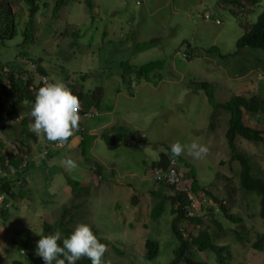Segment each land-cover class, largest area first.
I'll use <instances>...</instances> for the list:
<instances>
[{"label": "rangeland", "instance_id": "1", "mask_svg": "<svg viewBox=\"0 0 264 264\" xmlns=\"http://www.w3.org/2000/svg\"><path fill=\"white\" fill-rule=\"evenodd\" d=\"M20 2L16 0L11 7L17 35L0 47V67L14 66L15 69L10 68L15 75L26 69L36 72L32 71L37 70L34 61L40 58L42 67L51 76L47 77L49 81L63 80L73 92L81 90L84 95L88 93L82 88L95 90L100 87L102 98L99 112L79 122L83 131L78 132V127L65 148L50 149L54 156L40 166V161L44 160L41 157L43 151L51 147V142L43 135L37 136L34 142L25 132L16 137L17 141L31 147L27 162L36 165L30 169L31 174H27V183L21 185L19 182L14 189L16 196L19 190L25 195L13 200L16 208H9L6 225L0 219V264L22 261L21 254L32 256L35 264H43L35 254L43 223L58 222L61 209L75 205L78 207L70 212V216H75L68 228L79 223L89 224L108 241L107 249L116 246L126 253L122 258L125 264H169L177 244H167L171 237L172 217L165 212L155 223L149 218L159 201L149 195L150 191L158 189L149 165L161 159L164 147L170 148L177 141L182 145L204 144L208 152L200 158H193L187 152L178 156L177 169L181 180L178 187L188 188L191 180L187 175L195 176L199 186L205 189H215L213 183L217 180L221 188L215 194L220 200L223 198L221 190L227 185L226 178H232L231 172L238 170L236 163H229L230 152L224 137L228 116L217 111L210 129L212 107L203 91H191L188 87L206 80L213 87L214 101L224 103L234 94L262 95L264 83L262 77L255 76L252 70L244 77L232 78L229 74L236 73L238 67L231 64L235 63L234 60L219 62L216 55L200 59L195 53L193 55V49L217 45L222 54L224 49L226 52L232 50L243 32L241 23H254L264 10V0H259L253 8L249 6V16L239 12L236 18L219 0H91L94 22L84 5L85 0H69L55 18L52 17V0H49L46 9L41 6L34 17L32 43L25 50L24 57L19 56L18 45L22 42L21 30L28 13ZM207 16L210 19H204ZM182 42H188L190 47L181 46ZM127 60L135 66L163 61V77L154 78L153 84L122 83L114 72H120L121 64ZM228 63L229 74L226 70ZM59 66L66 75L72 74L73 79L61 74ZM81 74L88 75L85 81L81 80ZM35 78L37 81L38 76ZM5 85L6 80L0 77V105L8 103L4 98ZM261 125L259 123L260 128ZM29 126L27 131L32 132ZM120 127L137 131L145 142L131 148L109 149L102 139L103 133L106 129ZM81 136L83 145L78 142ZM9 143L8 146L18 145ZM236 145L239 151L253 156L259 165L264 166V146H253L241 139H237ZM83 148L86 160L81 156ZM0 156L6 157L4 151ZM65 157L76 161L77 167L69 170L63 164ZM97 165L102 168L99 172ZM67 179L78 181L82 186L88 185L87 194L73 199ZM164 193L174 195V192ZM130 199L134 205H124V202L129 205ZM207 202L212 203L211 199ZM117 203L118 210L114 208ZM169 206L170 202L165 201V208ZM245 209H250L251 216L240 222L247 223L250 229L247 236L254 241L257 232L264 231V223L260 224L259 206L248 201ZM68 219V215L64 217V223ZM129 222L133 223L131 228L116 232ZM228 235L227 241L236 238L235 234ZM129 239L138 242L139 247L134 251L129 248ZM146 239L159 241V254L153 261L144 260ZM220 245L224 243L220 241ZM237 248L234 244L228 249L234 254L229 264H264V250L245 261L246 256L238 255ZM198 257L204 259L202 254ZM109 258L120 261L116 254L110 253ZM208 259L215 263L214 256Z\"/></svg>", "mask_w": 264, "mask_h": 264}, {"label": "trees", "instance_id": "2", "mask_svg": "<svg viewBox=\"0 0 264 264\" xmlns=\"http://www.w3.org/2000/svg\"><path fill=\"white\" fill-rule=\"evenodd\" d=\"M19 1L22 3L23 7H21L28 13V19L24 21L23 29L21 30L22 42L18 45V49L20 50L19 56L24 57L26 53L25 50L32 43V25L34 23V17L37 12H39L41 6L46 9L50 2L49 0ZM68 1L69 0H52L51 11L53 18H55L57 13L68 4ZM258 1L259 0H219L234 18H236L235 16L239 12H243L245 16L248 15L247 10L251 7H255ZM14 2H16V0H0V47L4 46L5 42L12 40L17 35V23L11 8ZM84 5L92 22H94L93 3L91 0H85ZM204 19L208 20L210 17L207 16L204 17ZM244 25L246 27H244ZM244 25H242V23L240 25L243 32L237 37L232 50H227L228 52H226L224 49V54H222L221 49L218 48L217 45H213L194 48L193 55L195 53L196 57H200V59L212 58L216 55L218 56L219 62H224L229 59L233 62L234 60L235 63L233 62L231 64H236L238 66L236 68V73L233 75L229 74L230 63H228L226 67L227 73L232 76V78L244 77L252 70L255 76L259 74L260 77H262V82L264 83V10L257 16L254 23L248 25L245 22ZM73 37L76 39L77 36L74 35ZM181 46L189 48L190 44L188 42H182ZM39 60L34 61L37 70L32 71L36 72H31L30 69H26L24 71H19L15 75L11 70V68L15 69L14 66H9V64H7L6 68L5 66L0 67V72L2 73H0V77L6 80V85L3 87L4 93L8 97L7 99V97L4 96L8 103L0 105V122H10L12 124L10 127L3 129L6 130L4 133L7 144L0 142V153L4 151L6 154L5 158L4 156L0 157V170L8 172V166H11L15 170V174L11 176V178L0 177V196H3L4 199V204L0 209V219L5 225L8 221L9 208H16L13 200L17 196L23 197L25 195V192L22 190L17 192V196L14 194L17 183L20 182L21 185L25 182L27 183L28 178L26 176L28 173L31 174L30 169L36 165L35 163L27 162L31 147L22 144L20 140L17 141L15 135L21 136V133L25 132L26 136L32 138L34 142L37 141V135L27 131V126H31L32 123L29 112L34 102L35 94L38 88L42 86L41 80L39 79L43 78L48 80L47 77H51L48 71L42 67L41 60ZM121 68L122 70L120 72H114V74L121 78L122 83L125 82L128 84V82H131L137 85L140 84V82L153 84L154 78L160 77L161 75L162 78L165 66L163 61H151L146 64L135 66L132 65L131 60H127L121 64ZM60 69L61 74L73 79L70 77L72 74L66 75L67 73L65 74V71H62V67H60ZM35 76H38L37 81ZM87 76V74H81V80L85 81ZM126 84L124 86H126ZM154 85H156V83ZM188 88L191 91H203L209 106L212 107L213 115L210 118L212 120L209 124L210 129H212L214 122L213 117L217 111H221L228 116L226 119L224 137L230 152L229 163H236L238 170L234 173L231 172L232 178H226L225 184L227 185L222 187L221 192L223 198L221 200L215 194L220 191L219 188H221V183L217 180H214L215 183H213L215 189L212 187L205 189L199 186L195 176L187 175L188 179L191 180L187 192L190 193L194 199L201 202L200 209L191 217L187 216L188 210L186 207L189 208L190 206L187 193H174L173 196H166L164 192H173L175 187L172 184L166 185V181L162 176L159 180L152 178L158 189L150 191L149 195L153 198H158L159 201L152 208L149 218L155 223L165 212L172 217L170 221L171 237L167 244H172V242H176L177 244L172 250L173 257L169 264H212L208 259V257L211 256H214L215 263L213 262V264H229L233 261L234 254L228 249L234 244L238 246L236 250L237 254L244 258L246 256L245 261H247L251 255L254 256L256 253L260 254L264 250V231L257 232L255 240L250 241L249 236H247L250 233L247 223L240 222L242 218L244 219L246 216H251L249 212L251 208L245 209L248 201H250L252 205L259 206L258 217L262 222L259 223H264V166L259 165L256 158L254 160L253 156L239 151L236 142L237 139H241L243 142L253 146H264V90L262 95L255 94L246 97L240 94H234L226 102L217 103L213 98V87L208 81L195 82ZM82 90L86 91L88 94L84 95L81 90L79 92L72 91L73 94L77 95L79 98L81 113L99 112L102 89L99 87L95 90H85V88H82ZM14 121L15 123H13ZM259 123L262 124L261 128L259 127ZM125 129L124 127H120L105 130L102 139L109 149H117L120 146L131 148L145 142V138L141 137L137 131H128L127 129L125 131ZM82 131L83 129H80V132ZM9 142L18 144L19 146L12 145ZM8 143L10 146H8ZM55 144L56 142H51V147L49 146L47 147L48 150L46 149L43 151L41 157L44 160L41 159L42 161H40L39 166L51 159V156H54V152L50 149H54L55 151L61 150V148H57ZM79 144H84L83 138ZM12 146L15 147V150L12 149ZM169 149L170 148L167 146L164 147L165 153H162L161 159L151 162L149 168L152 174L155 169L166 168L170 160H175L179 165L180 160L177 161L178 156L173 157ZM81 156L83 159H87L85 148H83ZM184 167L186 168V166ZM100 169H102L101 166L97 165V172H99ZM89 171L91 172V170ZM20 175L21 177H19ZM66 184L71 189L73 199H79L81 196L86 195V191L89 188L88 185L82 186L80 182L72 179H67ZM237 198H239V201ZM208 199H211L212 203H208ZM167 200L170 202V206L165 208V201ZM8 203H10V205H8ZM118 204L119 203L114 205L116 210L119 208ZM132 204L134 205V202L131 199L129 200V205L124 202V205L128 207H131ZM77 207L78 205L62 208L60 220L53 224L47 222L43 223L41 235L55 234L59 231L60 241H58V243H60L75 228L74 226L68 228V226L75 216H70V212ZM77 213L78 212H75V214ZM67 215L69 219L64 223V217ZM3 224L2 226H5ZM132 224L133 223L129 222L128 225L119 228L120 230L116 229V232L120 233L123 228H131ZM92 231L97 236L98 240L106 245L107 249L109 246L108 241L102 237L98 230L92 228ZM230 233L236 236L233 241L226 240ZM244 236L246 238H244ZM220 241L223 242L224 245H220ZM138 247V242H136L135 239H129V248L132 249L131 251H134V249ZM144 248V260L153 261L159 254V241L155 239H146ZM110 253L120 257V261L115 259V261H113L112 258H109ZM124 253L125 252L121 251L116 246H113V249L110 250L108 248L102 258L104 264H125L124 259H122L126 257V253ZM199 254H202L204 259L199 258ZM20 258L22 261L13 260L12 264H32L34 262L32 256H28L27 254H21ZM33 264H35V262ZM76 264H91V261L87 257H81Z\"/></svg>", "mask_w": 264, "mask_h": 264}, {"label": "clouds", "instance_id": "3", "mask_svg": "<svg viewBox=\"0 0 264 264\" xmlns=\"http://www.w3.org/2000/svg\"><path fill=\"white\" fill-rule=\"evenodd\" d=\"M78 109V96L73 94L63 80L48 81L45 79L35 94L29 112L32 119L30 130L37 136L43 135L46 141L58 144L67 142V146L69 137L80 127ZM80 129L83 128L80 127ZM169 150L173 157L187 152L193 158H200L208 152V148L204 144L193 142L182 145L178 141L172 143ZM63 164L69 170L77 167V162L70 157L66 158ZM10 168L12 167L8 166V172L3 171L6 176L1 178H11ZM12 170L15 174V170L13 168ZM0 197L3 198V196ZM38 235L40 238L36 242L35 254L43 260L44 264H76L81 257H87L91 264H104L102 258L107 250L106 245L98 240L87 223L77 224L74 230L60 243H58L60 241L59 231L55 234Z\"/></svg>", "mask_w": 264, "mask_h": 264}, {"label": "built area", "instance_id": "4", "mask_svg": "<svg viewBox=\"0 0 264 264\" xmlns=\"http://www.w3.org/2000/svg\"><path fill=\"white\" fill-rule=\"evenodd\" d=\"M44 80L45 79L42 78L41 82L43 83ZM78 114H79V117H80V120H81V118H84V119L92 118L97 113L96 112L81 113V110H80V107H79ZM13 123H15V121ZM10 124H11L10 122H7V123H1L0 122V132L3 130V128H6ZM0 140H2L1 137H0ZM2 142L4 144H7L3 140H2ZM66 143L67 142H65L63 144L56 143L55 146L57 148H63V147L66 146ZM177 166H178V163L175 160H170L169 164H168V166H166V168H164V169H155L153 174H152L151 171L150 172L152 174V178L159 180L161 178V176H162L164 178V180L166 181L165 182L166 185L172 184L175 187L174 190H173L174 193H176V194L177 193H184V192L187 193V197L190 200L189 208L186 207V209L188 210L187 216L191 217V216H193L194 214H196L198 212V210L201 207V202H199L197 199H194V197L190 193L187 192V188L186 187H181L179 189L178 185L180 186V181L181 180H180L179 171L177 169ZM10 171L13 172L12 168H10ZM5 176H6L5 173L2 170H0V177H5ZM2 206H3V198L0 197V209H1Z\"/></svg>", "mask_w": 264, "mask_h": 264}, {"label": "crops", "instance_id": "5", "mask_svg": "<svg viewBox=\"0 0 264 264\" xmlns=\"http://www.w3.org/2000/svg\"><path fill=\"white\" fill-rule=\"evenodd\" d=\"M81 121H84V118H81V120H80L79 122H81ZM4 131H6V130H3V131L0 132V137H1V139H2L4 142H6V137H5V133H4ZM15 137H18V136L15 135ZM72 137H73V136H71L70 138H72ZM81 138H82V136H81L80 138H78V142H79V143H80V141H81ZM12 149L15 150V147L12 146Z\"/></svg>", "mask_w": 264, "mask_h": 264}]
</instances>
